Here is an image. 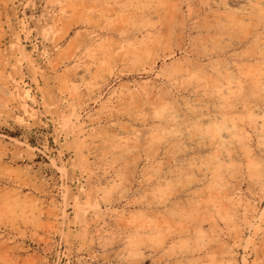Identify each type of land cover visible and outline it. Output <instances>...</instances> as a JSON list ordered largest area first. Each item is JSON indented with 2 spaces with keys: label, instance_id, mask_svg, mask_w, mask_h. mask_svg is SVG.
I'll return each instance as SVG.
<instances>
[{
  "label": "rangeland",
  "instance_id": "obj_1",
  "mask_svg": "<svg viewBox=\"0 0 264 264\" xmlns=\"http://www.w3.org/2000/svg\"><path fill=\"white\" fill-rule=\"evenodd\" d=\"M0 264H264V0H0Z\"/></svg>",
  "mask_w": 264,
  "mask_h": 264
}]
</instances>
